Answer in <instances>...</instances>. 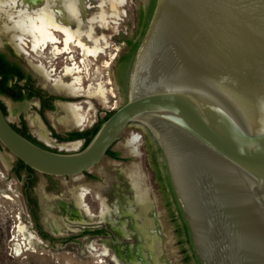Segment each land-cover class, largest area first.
Here are the masks:
<instances>
[{"label": "water", "instance_id": "water-1", "mask_svg": "<svg viewBox=\"0 0 264 264\" xmlns=\"http://www.w3.org/2000/svg\"><path fill=\"white\" fill-rule=\"evenodd\" d=\"M133 124L162 152L199 263L264 264V0H156L125 101L83 150L34 144L0 102V153L77 176Z\"/></svg>", "mask_w": 264, "mask_h": 264}, {"label": "flooded vegetation", "instance_id": "flooded-vegetation-1", "mask_svg": "<svg viewBox=\"0 0 264 264\" xmlns=\"http://www.w3.org/2000/svg\"><path fill=\"white\" fill-rule=\"evenodd\" d=\"M152 1L147 0L146 4L140 8L138 29L133 36L127 34L123 36L121 41L122 50L110 62L105 60L106 65L102 59H99L100 56L104 55L109 58L107 52L109 45H103L102 43L105 40L102 38L99 40V45L104 47V51L96 58L88 57L94 59L91 64L86 62L81 47L76 44L74 46L79 51L76 53L74 51L68 52V55H64V59L61 61L57 60L59 57H55L56 60L52 61L49 56V54H52V45L48 44L42 50L43 52L41 50L36 51L33 49V35L27 34L26 39L29 42L28 49L30 50L28 54L31 59L24 61L22 59L25 55L24 52L19 53L17 47L15 48L16 51L14 49L7 50L13 47L10 43H5L9 47H4L6 49L0 48V54L5 55L25 75L20 82L23 87L21 92L24 95H30V98L17 101L12 97V92L9 94L0 93L1 106H4L6 116L8 117V109L1 97H6L12 103L24 106H28L25 102H29L36 109L44 127L46 126L49 130L51 140L59 145L82 142L81 148L77 151L83 150L84 140L61 141L54 136V133L62 138H68L72 132L90 130L108 113H113L115 108L110 107V109L98 111L99 117L93 124L86 125V122H88L86 119L81 125L85 124V128L65 132H59L51 124L48 114H55L61 105L70 104L87 97L85 93H82L86 92L84 85L93 89L101 84L106 91L107 98L110 88L113 89V85L116 84L125 101L128 74L134 56L133 44H139L145 32V26L143 27L141 23L148 20ZM45 2L46 0H39V3L32 5L30 10L41 8ZM90 18L91 11L88 6L87 15L84 18L85 30L88 24H98L99 27L108 26L107 21L103 22L98 19L92 23L89 21ZM110 23V25L113 24V22ZM73 28L75 27L72 26ZM0 29L2 32H6L5 39L13 37V31L7 32L3 28ZM92 30V38L89 39L86 34L82 36H86L87 41L94 43V26ZM55 33L59 40L57 46L63 49L64 33L59 30H56ZM110 39L113 41V35L110 36ZM13 42L15 46L19 43L17 39ZM85 45L87 46V44ZM67 63L69 66L66 65ZM74 65L81 69L80 72L67 73L66 68ZM57 71L58 74L64 76L78 73L75 78H78L80 82H76L74 85L78 88L76 93L71 92V90H57L54 87L55 83H52L55 82L53 76L57 75ZM16 81L17 77H13L9 82V86L13 87ZM60 81L63 84L70 85L62 79ZM76 94L79 95V98L75 97ZM14 113L17 122H11L12 125L21 127L22 120H24L28 133L38 142L50 150L68 152L51 147L36 138L30 132L25 114H19L18 109H15ZM130 126L138 127L144 134L138 154H133L124 145L115 149L121 139L120 137L100 164L93 170L77 176L52 177L42 175L28 168L16 170V166L19 164L18 159L15 158L12 161L8 176L16 179V182L20 185L17 197L23 203L24 216L17 215L16 219L12 220L10 254L69 253L73 256L109 258L114 264H119L115 258H123L124 264H135L129 261V257L135 254L137 261H140L137 251L145 242L135 223L146 222L150 241L157 243L160 251V261L163 264H174L173 258L177 255L181 257L183 264H200L195 253L189 227L182 216L171 186L159 146L145 129L135 124ZM0 150H5L1 144ZM133 176L134 179L140 181L141 189L148 196L149 206L144 211L141 210L132 187ZM73 180L77 183V186L71 189L70 183ZM100 180H103V182H100ZM5 198H9V196H5ZM16 245L22 246L20 252L15 250ZM144 250L145 254L149 256L148 260L151 261L149 248L145 247Z\"/></svg>", "mask_w": 264, "mask_h": 264}, {"label": "rangeland", "instance_id": "rangeland-1", "mask_svg": "<svg viewBox=\"0 0 264 264\" xmlns=\"http://www.w3.org/2000/svg\"><path fill=\"white\" fill-rule=\"evenodd\" d=\"M146 1L147 0H87V5L85 9L86 12H85L84 18H86L87 9L89 6V9L91 11V18L89 21L93 23L95 20L101 19L103 22L107 21L108 26L105 25V26L99 27L98 24H94V25L88 24V27H86V30H85L84 26L86 24L84 22L85 19L83 18L80 30H77L78 28L74 24L72 26H74L75 28L72 29V26H71V29L73 30V32L77 33L76 38H78L81 42H84L85 44H87L86 46L83 43L90 50L95 51L97 53L96 56L94 55L91 56L93 58L98 57V55L104 51V47L99 45L100 38L104 39L105 42H103L102 44L105 46L109 45V50H107L109 58H107L104 55V56H100L99 59L100 60L102 59L104 63H105V60H108L110 62L111 59L113 57H117V55L122 50L123 46L121 45V41H122L123 36H125V34L129 36H133L134 32L138 29L137 27H138L139 18H140V8L146 4ZM110 22H113V24L110 25L111 24ZM89 25H90V28H89ZM93 26L95 27L94 43L87 41L88 39L86 38V36H82L86 34L87 37H89V39L92 38ZM6 35H7L6 32H2V30L0 29V48L6 49L4 47H9V46L5 43H8V44L10 43V45H12L13 48H9L7 50L14 49V51H16L17 49L19 53L21 52L25 53V55L22 57L24 61L31 59V56L28 54V52H30V50L28 49L29 42H27L26 45H19L20 43H18L15 46V43L13 42L14 40L13 37L5 39ZM111 35H113V41L110 39ZM74 45L75 44L71 45V48L69 51H65L67 53L63 52L59 54V56L55 54L54 47H53V49L51 50L52 54H49V56L52 58V61H54L55 57H59V59L57 60L61 61L62 59H64V55H68V52L74 51L76 53L77 51H79ZM84 56L88 64H91V62L94 61V59L88 58L86 55ZM66 65L69 66L68 63ZM67 68H70V67H67ZM80 70L81 69L77 67V70L75 72H80ZM56 73L57 75L53 76L55 82H52V83H55L54 87L57 90H65V91L71 90V92L76 93L73 90V87L75 85V82H77V79L75 78V76H77L78 73L74 75H66V76L62 74H58V71ZM58 79L60 80L62 79L64 82L70 85L63 84ZM83 87H85L86 92H82V93H85L87 97L83 98V100L78 99V101L76 100L70 104L61 105L58 107V110L56 111L55 114H48V118L51 124L54 127H56V129L59 132H65V131L85 128V124L83 126L81 125L86 121V119L88 120V122H86V125L88 124L89 126L93 124V122L97 120V118L99 117L98 111H101L102 109H110V107H114L116 110L124 103V98L122 94L120 93L118 86L116 84L113 85V89L110 88L109 90L110 92L107 95V98H106L105 89L103 88L101 84H99L97 88H95L96 87L95 86L93 89L87 87L86 85H84ZM76 95L77 96L75 97L79 98L78 97L79 95L78 94ZM100 97H103L104 99ZM1 99L4 101V103L7 106L8 118L10 119L11 122H17V117L14 113V110L18 109L19 114L21 113L25 114V117L29 123L30 132L36 138L44 141L49 146L58 148L62 151H68V152L77 151L81 148L82 142H75V143H70V144L59 145L53 140H51V138L49 137V133L46 131V129L43 126V123L37 117L38 115H37L36 109L33 108L32 105L29 104L28 106H24V105L12 103L6 97H1ZM73 104H77L80 107V111L77 112L76 116L77 117L82 116V118L84 119L82 124L78 123L75 117H68L70 121H67V119H65L66 118L65 112L63 113V111H66L68 107H72ZM81 106L84 108L82 109ZM33 120H37L40 123V125L45 129V131L47 132L46 139L42 138L37 133L36 128H34L32 125ZM75 125H79V126H75ZM131 132H138L140 133L142 138L144 137L143 132L138 127L129 126L125 130V132L122 134L120 141L115 146V149L122 147L124 145V141L126 140V138L129 136ZM10 169H11V165L5 161V159L2 157L0 153V264H114L109 258L94 257V256H73L69 253H60V254L46 253L45 255H41L39 253H34V254H31V253L30 254H25V253L17 254L16 253L13 255L10 254V238L12 234L11 229L13 228L12 220L16 219L17 215L24 216L23 215V211H24L23 203L21 202V199L17 197V195L19 194L18 188L20 185L16 182V179L8 176ZM74 180L70 183L71 189L77 186V183ZM135 181L141 186L140 181L137 179H134V176H133L132 187ZM100 182H103V180H100ZM10 189H12V191H10ZM144 193L147 195L146 192ZM5 196H9V198H5ZM148 204H149V201H148ZM21 249H22L21 245L15 246V250L17 252H20ZM173 260H174V264H183V262H181V257L179 255L175 256ZM104 261L106 262L104 263Z\"/></svg>", "mask_w": 264, "mask_h": 264}, {"label": "bare ground", "instance_id": "bare-ground-1", "mask_svg": "<svg viewBox=\"0 0 264 264\" xmlns=\"http://www.w3.org/2000/svg\"><path fill=\"white\" fill-rule=\"evenodd\" d=\"M24 3L26 5H28L29 7H31L32 5H37L39 3V0H36V1L35 0L34 1L24 0ZM62 4H63V0H57L56 6L54 8H52V10L50 12H48L46 15H42L38 19H36L34 25L31 27V29L29 31L24 32V33L13 31L14 32L13 39L14 40L17 39L20 43L19 45H26L27 44V39H26L27 34H32L34 37L33 49L36 51H38V50L42 51V50H44V48H46V46L48 44H51L52 47H54L55 54L59 55L65 51H69L72 44H76V45L81 47V49L84 52V55H86L87 57H91L93 55L96 56L97 53L95 51L90 50L78 38H76L77 33L73 32V30L71 29V26L74 24L78 28L77 30H80L81 23H82V20L85 16V12H86L85 9H86V5H87V0H80L79 14L75 18L73 16L69 15V13L65 10V8L62 6ZM37 21H38V23H36ZM56 30L62 31L64 33L65 39H64L63 50L57 46V44L59 43V40H58V37L56 36V33H55ZM5 31L8 32V30H5ZM76 70H77L76 65H74L73 67H70V68H66L67 73H75ZM79 82H80V80L77 78V83H79ZM75 87L76 86L73 87V90L75 92H77L76 90H78V88H75ZM78 111H80V107L77 104H73L72 107H68L67 110L64 111L65 117H66L65 119H67V121H70V119H68V117H75V119H77L78 123L82 124L84 119L82 118V116L81 117L76 116ZM32 125L34 128H36L37 133L42 138H45V139L47 138V132L48 131L46 130L47 131L46 132L45 131L46 128L44 127L45 128L44 129L37 120H33ZM133 189L136 193L137 202H138L139 206L141 207V210L144 211L149 206L147 195L144 193V191H142L141 186L138 183H136V181L133 183ZM83 195H85V194H83ZM138 212L140 213V211H138ZM145 224H146V222L135 223L136 228L139 229V232L141 233V236L145 241L138 248V251H137L138 255L140 256L141 262L137 261V256L135 254L130 255L129 261L131 263H135V264L136 263L137 264H140V263L141 264H163L160 261L159 247H158L157 243L150 241V237L148 234L149 232H147V228H146ZM145 247H148L150 250L151 261L148 260L149 256L147 254H145V250H144ZM115 260L119 264H124L123 258H115Z\"/></svg>", "mask_w": 264, "mask_h": 264}, {"label": "clouds", "instance_id": "clouds-1", "mask_svg": "<svg viewBox=\"0 0 264 264\" xmlns=\"http://www.w3.org/2000/svg\"><path fill=\"white\" fill-rule=\"evenodd\" d=\"M56 3L57 0H46L41 8L30 10L24 0H0V28L20 33L27 32L34 25L35 20L50 12ZM79 3L80 0H63L62 6L75 18L79 14ZM141 142L140 133L131 132L124 141V146L133 154H138Z\"/></svg>", "mask_w": 264, "mask_h": 264}, {"label": "trees", "instance_id": "trees-1", "mask_svg": "<svg viewBox=\"0 0 264 264\" xmlns=\"http://www.w3.org/2000/svg\"><path fill=\"white\" fill-rule=\"evenodd\" d=\"M155 1H152V5L150 8V14H149V18L148 20L145 22L143 21L141 23V25L144 27L145 26V31L148 25V22L150 20V17L152 15L154 6H155ZM145 33V32H144ZM144 35V34H143ZM143 37V36H142ZM140 43V42H139ZM133 44V42H132ZM139 44H133V52L135 53L137 47ZM13 77H17V81L15 82V84L13 85V87L9 86V82ZM25 75L21 73L20 69H18L16 66H14L7 58L5 55L0 54V93L1 94H9V93H13L12 97L14 98V100L20 101L26 98H30V95H24L22 94V89L23 87L20 85V82L24 79ZM5 115V108L4 106H1ZM113 113H108L94 128L87 130V131H82V132H72L70 133L68 138H62L61 136L57 135L54 133V136L59 138L61 141H73V140H84V146L82 149H84L92 140V138L95 136V134L97 133V131L99 130L101 124L107 120ZM48 123V122H47ZM15 130H17V132H19L22 136H24L25 138H27L28 140H30L31 142H33L34 144L48 149L50 150L48 147H46L45 145H43L42 143L38 142L35 138H33L29 133H28V129L26 126V123L24 120H22L21 123V127H18L17 125H12ZM49 126V123H48ZM50 127V126H49ZM51 129V127H50ZM55 151V150H53ZM110 153V151H109ZM112 153V152H111ZM112 154H116V153H112ZM18 165L16 166V170H20L22 168H28L29 170H32L29 167H26V165L18 160Z\"/></svg>", "mask_w": 264, "mask_h": 264}]
</instances>
